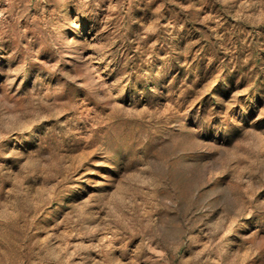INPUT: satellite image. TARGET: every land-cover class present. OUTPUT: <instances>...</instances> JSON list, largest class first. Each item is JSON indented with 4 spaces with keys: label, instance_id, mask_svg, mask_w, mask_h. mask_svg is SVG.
I'll return each instance as SVG.
<instances>
[{
    "label": "rangeland",
    "instance_id": "374dc122",
    "mask_svg": "<svg viewBox=\"0 0 264 264\" xmlns=\"http://www.w3.org/2000/svg\"><path fill=\"white\" fill-rule=\"evenodd\" d=\"M0 264H264V0H0Z\"/></svg>",
    "mask_w": 264,
    "mask_h": 264
}]
</instances>
